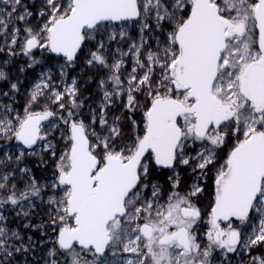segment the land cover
Returning a JSON list of instances; mask_svg holds the SVG:
<instances>
[{"label":"snow or ice","instance_id":"1","mask_svg":"<svg viewBox=\"0 0 264 264\" xmlns=\"http://www.w3.org/2000/svg\"><path fill=\"white\" fill-rule=\"evenodd\" d=\"M0 54V264H264V0H0Z\"/></svg>","mask_w":264,"mask_h":264},{"label":"rangeland","instance_id":"2","mask_svg":"<svg viewBox=\"0 0 264 264\" xmlns=\"http://www.w3.org/2000/svg\"><path fill=\"white\" fill-rule=\"evenodd\" d=\"M36 4H37V8H38L39 7V0H36ZM128 34H129L130 37L135 38L137 36V29H136V27H134L132 25H129L128 26ZM113 47H115V45ZM86 48H87V46H86ZM35 55L37 56V58H39V56H40L39 51H37L35 53ZM4 56H5V54H0V61L8 58V57L7 58H4ZM84 57H85V53H81V55H80L81 63H78L75 69H70L69 70V73H70L69 78H68L69 82H70L71 76H77L79 79H81L78 76V75H81V73H78V72H87V69L84 68V66L82 64V61H83ZM24 60H26V58L22 59V61H24ZM24 65H26V63ZM48 70H50L51 73L57 79H59V76H58L59 69H58V65H57L56 58H53L51 60H45L43 63H41L39 65H36L33 68H31V69L26 68V71L24 73L23 81L20 84V86L22 88V89L20 88V93L18 94L20 96V98L21 97L22 98L25 97V94H26L27 90L29 88H31L32 84L35 83L36 80L39 78V74L41 72H43V71H48ZM18 72H19V70H18ZM75 73H77V74L75 75ZM1 85L2 84H0V87H1ZM80 87H81V91H82V93L84 95V92L87 91V88L88 87L84 83H81ZM4 88H5V85H4ZM18 95H17L16 98H18ZM22 108H23V105H22ZM22 108H21V111H22ZM85 112H87V111H85ZM55 135L58 138L59 137V132H56ZM0 143H1V146L4 145V142L3 141H0ZM3 150L9 151V152H14L15 151L14 144L7 145L6 147L3 148ZM17 175H19V174H17ZM204 231H205V228H204ZM38 244L39 243H37L35 252L33 254H30L28 256V260H29L30 264H37L39 258L44 253V252H42V250L44 249V251H45V248L44 247L42 248V250H40L41 245H38ZM261 250L264 251V249H261ZM37 251H40V254L37 253ZM123 255L127 256L129 254H123ZM41 264H42V262H41ZM213 264H229V261L222 260V258L219 255V253H215L214 252L213 253ZM231 264H238V258L233 257L232 260H231Z\"/></svg>","mask_w":264,"mask_h":264},{"label":"trees","instance_id":"3","mask_svg":"<svg viewBox=\"0 0 264 264\" xmlns=\"http://www.w3.org/2000/svg\"><path fill=\"white\" fill-rule=\"evenodd\" d=\"M4 58H7V56L5 55ZM22 59H24V57H22V56L16 57L13 60L12 64L7 69V71L9 72L12 80L13 81H20L21 83H22L23 78H24V73H20V72H18V70H19V67L21 65H24L26 63V60L22 61ZM79 73H81V75H80V78L81 79L84 76H86L85 72H79ZM4 85H5V88H7V85L6 84H2L0 88L5 89L4 88ZM20 88H21V86H20ZM16 106H17V108L19 110H21V107H22V99L20 98L19 95H18V98H16ZM85 111H86V109H85ZM114 111H115V113L118 114V109H116ZM137 118H139V117H137ZM13 144H14V142H13ZM0 146H1V143H0ZM24 163L27 164L28 167L32 169L33 174L36 176V178L38 180H43L45 178H48V175H51L50 168L43 169V168L37 166V164H38V158L37 157H28V158L25 159ZM210 188H211L210 184L209 185H206L205 186V195L203 196L202 199H199L198 200L199 203H197V205H200L201 208H203V207L206 208V205L211 200V198H210ZM41 216H42V210H39L38 209V214L37 215H33L32 218H31L32 219V222L33 223H40L41 222ZM28 234H31L34 239L39 240V237H40L39 232H35V233L29 232ZM38 245H40V244H38ZM42 248L43 247L41 246L40 247V250H42ZM42 252H44V249L42 250ZM37 253L40 254V251H37Z\"/></svg>","mask_w":264,"mask_h":264},{"label":"flooded vegetation","instance_id":"4","mask_svg":"<svg viewBox=\"0 0 264 264\" xmlns=\"http://www.w3.org/2000/svg\"><path fill=\"white\" fill-rule=\"evenodd\" d=\"M87 47H90V45H87ZM127 67H128V69L130 70V67H131V61L129 60L128 61V65H127ZM79 73V72H78ZM77 73H75V75H76ZM85 74H86V76H91V75H94L95 74V70L94 69H87V72H85ZM79 77H80V75H78ZM86 86L88 87L87 88V91L86 92H84V96L85 97H89V99L87 100V104H92L93 106L95 105V103H96V101L98 100V93H97V90H96V84H95V81H93V82H91V83H88V84H86ZM6 89V88H5ZM22 89V88H21ZM21 99H22V105H24V102H25V97H21ZM22 108V107H21ZM86 109V111H87V108H85ZM111 114H113V113H111L110 112V116H111ZM227 150L225 149V152H226ZM178 171L180 172V178H181V184H180V190L181 191H184L185 189H186V187L192 182V179H193V177L189 174V170L188 169H186V168H183V167H180L179 169H178ZM170 173L167 171V170H165L161 175H160V181H161V183L164 185V187H165V191H167L168 190V188H169V183H168V181H167V176L169 175ZM51 175H48V178L50 177ZM202 183H204V182H202ZM210 184V186H211V188H210V198H212V192H213V188H212V182H211V180L209 179L208 181H207V183H205L204 184V187L206 186V185H209ZM205 195V191H204V193L199 197V199H202L203 198V196ZM198 199V200H199ZM197 203H199L198 201H196ZM198 207H200V205H197ZM201 208V207H200ZM201 209H204L205 210V219H206V212H207V209L205 208V207H203V208H201ZM204 228H205V225L204 224H201L200 225V228H199V231L201 232V233H203V231H204Z\"/></svg>","mask_w":264,"mask_h":264}]
</instances>
